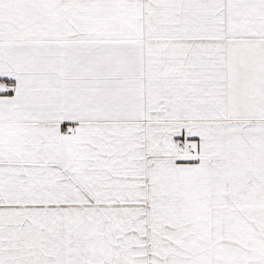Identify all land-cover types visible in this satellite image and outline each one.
Instances as JSON below:
<instances>
[{
  "label": "snow or ice",
  "instance_id": "6c2138e0",
  "mask_svg": "<svg viewBox=\"0 0 264 264\" xmlns=\"http://www.w3.org/2000/svg\"><path fill=\"white\" fill-rule=\"evenodd\" d=\"M0 264H264V0H0Z\"/></svg>",
  "mask_w": 264,
  "mask_h": 264
}]
</instances>
